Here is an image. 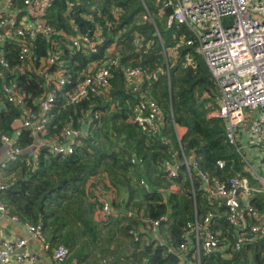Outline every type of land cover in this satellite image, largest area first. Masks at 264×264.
Listing matches in <instances>:
<instances>
[{
  "label": "trees",
  "instance_id": "16d2710c",
  "mask_svg": "<svg viewBox=\"0 0 264 264\" xmlns=\"http://www.w3.org/2000/svg\"><path fill=\"white\" fill-rule=\"evenodd\" d=\"M164 1H53L46 18L54 34L36 41L37 55L59 54L75 79L92 62L106 56L117 59L118 65L108 66L111 77L107 91L89 92L70 101V85L54 88L29 72L6 77L26 95L25 107L33 113L38 110L40 97L55 90L46 138L60 136L66 126L86 134L80 136L71 154H53L41 148L35 157L30 156L33 166L22 161L9 164L4 171L6 186L0 191V200L11 215L41 224L51 243L69 249L63 264L181 262L173 252H166L165 245L171 243L175 248L182 243V236H189L187 224L194 222L195 216L202 221L214 207L207 202L204 189L199 188L195 171L190 177L183 165L175 177L163 171L162 166L171 159L169 150H177L176 158L181 159L179 143L185 155H194L213 183L226 182L237 174L252 180L237 146L226 137L224 121L211 115L218 108L219 90L195 46L183 43L173 52L177 42L186 41L191 33L183 25L167 26L171 8L164 7ZM20 4L17 0L16 7ZM95 30L99 32L96 52L71 47L68 37L88 32L90 38ZM136 36L141 37V45L134 43ZM111 45L114 51L107 53ZM123 67H139L147 73L155 72L156 77L133 91ZM149 99L163 110L164 123L159 132L148 131L133 118L134 111L146 106ZM20 116L16 105L3 100L0 132L16 133L13 120ZM18 143L23 148L29 144L23 136ZM1 148L0 141V159ZM218 160L225 161L222 168ZM142 179L149 186L141 185ZM95 190L105 191V198L119 211L116 215H103L107 218L101 221L104 217L97 215L102 203ZM257 194L245 202L264 211V195ZM215 214L211 229L228 233L232 240L236 229L227 219L226 207L216 208ZM161 216H166L160 225L161 241L139 230L146 226L144 217ZM199 255V264H264V238L228 258L202 252ZM194 256L185 263L196 261Z\"/></svg>",
  "mask_w": 264,
  "mask_h": 264
},
{
  "label": "built area",
  "instance_id": "2783aa9c",
  "mask_svg": "<svg viewBox=\"0 0 264 264\" xmlns=\"http://www.w3.org/2000/svg\"><path fill=\"white\" fill-rule=\"evenodd\" d=\"M53 1L20 0L21 7L17 8V0H0V111L4 100L16 105L21 114L13 120V126L20 123V127L15 128L16 133L0 132V191L6 186L4 171L9 164L22 161L33 166L30 156L35 157L41 148L53 154H71L80 136H86L84 131L66 126L60 136L46 138L55 90L51 89L40 97L38 110L33 113L25 107L26 95L6 77L12 73H35L54 88L70 85L72 91L67 98L76 101L89 92L107 91L111 77L108 66L118 65L117 59L106 56L102 61L92 62L88 70L81 71L75 79L68 73L65 60L59 54L37 55L36 41L54 34L46 18ZM164 7L171 8L167 26L183 25L191 33L186 41L181 39L177 42L173 52L176 53L183 43L195 46L219 90L218 108L211 115L224 121L228 141L237 146L246 164L245 169L251 170L252 180L261 186L257 189L249 179L239 174L226 182L213 183L208 173L200 169L194 155L184 154L180 143V160L176 158L177 150L168 151L171 159L162 166L166 175L177 176L181 165L189 177L195 171L199 188L204 189L207 202L214 207L202 221L195 216V221L187 224L189 236L183 235L182 243L175 248L171 243L165 245L166 252H173L181 261L179 264H199L201 252L228 258L245 245L264 238V211L245 202L257 193L264 194V0H165ZM98 33L95 30L90 38L87 32L85 36L68 39L71 47L96 52ZM134 43L141 45V37L136 36ZM112 49L109 47L106 51ZM122 70L133 91L138 90L145 80L156 77L155 72L147 73L139 67H123ZM163 116L162 108L153 99L133 113L134 120L151 132H159L163 127ZM22 136L28 140L26 148L18 143ZM131 162L135 159L131 158ZM224 164V160L217 161L219 168ZM96 194L102 203L99 213L116 215L117 210L105 198V191L99 190ZM220 206L226 207L227 219L236 229L232 240L228 233L211 229L215 209ZM0 213L9 214L1 200ZM10 218L20 224L21 233L15 238L0 235V264H63L68 259L69 249L61 243H51L41 224L20 221L16 215H10ZM142 220L146 226H140L139 230L161 241L160 225L161 221H166V216L157 219L144 217ZM194 255H197L196 261L185 263Z\"/></svg>",
  "mask_w": 264,
  "mask_h": 264
},
{
  "label": "crops",
  "instance_id": "0c3cea01",
  "mask_svg": "<svg viewBox=\"0 0 264 264\" xmlns=\"http://www.w3.org/2000/svg\"><path fill=\"white\" fill-rule=\"evenodd\" d=\"M10 215V213L8 215H3L0 213V235L9 236V238H15L21 233L20 224L13 222L10 218Z\"/></svg>",
  "mask_w": 264,
  "mask_h": 264
},
{
  "label": "rangeland",
  "instance_id": "374dc122",
  "mask_svg": "<svg viewBox=\"0 0 264 264\" xmlns=\"http://www.w3.org/2000/svg\"><path fill=\"white\" fill-rule=\"evenodd\" d=\"M162 14H160V16H161ZM110 48H113L110 52H113L114 51V45H111L110 46ZM107 53H110V52H108V51H106ZM253 165V164H252ZM250 172H251V170H250ZM247 176H249V172H248V175ZM144 182L142 183V182H140V184L141 185H143L144 187H146V186H149V183H148V181H146L145 179H142ZM251 182L254 184V186L257 188V189H260L261 188V186H260V184L258 183V182H255V181H253V180H251ZM95 191H97V190H95ZM258 195V194H257ZM118 211V210H117ZM119 212V211H118ZM99 213V212H98ZM127 214H129V213H127ZM97 216H100V217H102L103 215H101L100 213L97 215ZM104 217V216H103ZM106 218L107 217H104V218H102L101 219V221L103 220L104 221V219L106 220Z\"/></svg>",
  "mask_w": 264,
  "mask_h": 264
},
{
  "label": "water",
  "instance_id": "95a60500",
  "mask_svg": "<svg viewBox=\"0 0 264 264\" xmlns=\"http://www.w3.org/2000/svg\"><path fill=\"white\" fill-rule=\"evenodd\" d=\"M17 127H20V123L19 122H16V124L13 126V128H17Z\"/></svg>",
  "mask_w": 264,
  "mask_h": 264
}]
</instances>
